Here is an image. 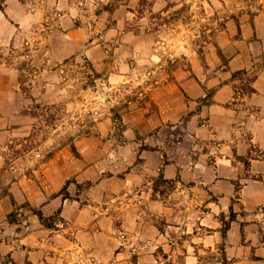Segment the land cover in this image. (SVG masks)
Wrapping results in <instances>:
<instances>
[{"label":"crops","instance_id":"1","mask_svg":"<svg viewBox=\"0 0 264 264\" xmlns=\"http://www.w3.org/2000/svg\"><path fill=\"white\" fill-rule=\"evenodd\" d=\"M0 46V133L90 118L0 196V264H264V0H0Z\"/></svg>","mask_w":264,"mask_h":264},{"label":"rangeland","instance_id":"2","mask_svg":"<svg viewBox=\"0 0 264 264\" xmlns=\"http://www.w3.org/2000/svg\"><path fill=\"white\" fill-rule=\"evenodd\" d=\"M257 8H262V6H257ZM160 19L161 18H159V20ZM165 23L166 21L163 20V24ZM163 26L167 27L168 25L165 24ZM160 40L166 42L165 47L168 46L169 39L166 36L162 37ZM22 44L25 46V49H28L27 47L31 45H25L24 41ZM7 49L0 46V60H4V57L12 54L10 51L7 53ZM25 49L18 47L17 50H15L17 56H20L22 53L21 51ZM72 63L73 64L70 67L66 66L67 68H64L65 70L63 74L65 75L66 80L72 76L71 74L78 73L83 83L91 84L90 90L97 92L96 94L98 96L105 91L103 86L94 87L99 79L92 70V65L88 60H74ZM23 64L26 66L25 62ZM81 112L82 111L80 110V113ZM55 120L62 124L63 128H60V131L65 142L68 141V137L71 135L70 132L72 130V125L73 128L75 127L74 125H78L79 129L85 128L87 122L90 121V118L87 117L86 113L79 114V117L70 115V110L66 104H62L60 106L55 105V107L48 105L46 112L42 114V116L38 117L31 128H28L27 130L18 129L12 133H0V155L4 158V164L3 166H0V196L8 191V187L12 184L13 180L22 176L24 173L27 174L28 172H32L34 168H39L38 165L53 153L54 150L49 149L48 147L50 146L44 145L43 142L46 139L45 137L49 138V130ZM53 138L54 136L51 137L54 142ZM52 143L49 145L52 146ZM12 201L14 203V208L13 211L8 214V219L10 221L23 219L25 217V210L28 208L27 202L18 203V200H16L13 196ZM33 210L37 209L34 208ZM44 224L51 226L52 229H61L64 226H69L67 221L63 220L57 213L47 217ZM69 231L71 232L72 230L70 229ZM70 232L69 234H71ZM4 263L5 262L2 264Z\"/></svg>","mask_w":264,"mask_h":264},{"label":"built area","instance_id":"3","mask_svg":"<svg viewBox=\"0 0 264 264\" xmlns=\"http://www.w3.org/2000/svg\"><path fill=\"white\" fill-rule=\"evenodd\" d=\"M24 44L28 46V45L31 44V42H30L29 39H26V40H24ZM162 44L165 45L166 42H165V41H162ZM155 69H156V68H155L154 66L148 68V69L146 70V74H147V76H148V77H152V76L154 75ZM64 76H65V75H64ZM128 101H129V100H128ZM130 102H132V101H130Z\"/></svg>","mask_w":264,"mask_h":264},{"label":"trees","instance_id":"4","mask_svg":"<svg viewBox=\"0 0 264 264\" xmlns=\"http://www.w3.org/2000/svg\"><path fill=\"white\" fill-rule=\"evenodd\" d=\"M65 189V188H64ZM37 214H38V216L40 217V219L44 222L45 220H47V217H45L43 214H42V212H40V211H37Z\"/></svg>","mask_w":264,"mask_h":264}]
</instances>
